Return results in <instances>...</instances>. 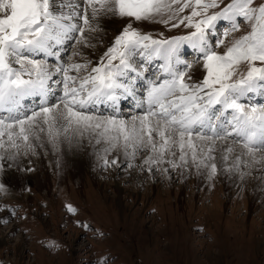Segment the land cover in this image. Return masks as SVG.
Segmentation results:
<instances>
[{
	"label": "rangeland",
	"instance_id": "rangeland-1",
	"mask_svg": "<svg viewBox=\"0 0 264 264\" xmlns=\"http://www.w3.org/2000/svg\"><path fill=\"white\" fill-rule=\"evenodd\" d=\"M55 1L56 5H63L61 0ZM82 1L84 17L77 22L57 13L55 16L49 14L53 5L51 0H0V69L9 60L14 62L9 81L25 76L27 72L38 75V63L56 64L52 60H43L38 53L29 56L17 51L15 56L9 47L10 42L20 45L30 42L35 35L38 43L43 41L37 33L47 35V26L43 29L42 23V13L47 10L46 24L53 30L55 27L66 43L62 56L64 71L68 72L62 78L65 77L66 82L61 80L62 75L48 76L52 82L60 80L61 90L71 86L81 87L78 88L80 91L91 88L90 77L95 71L102 75L103 82H107L104 77L118 74V84L128 89V93H134L133 86L130 89L129 85L137 80L135 75L120 69V64L125 61L126 66L138 71V80L141 75L149 80L148 88L135 84L139 89L135 93L142 98L141 104L153 95L150 89L166 90L169 84L177 86L181 82L177 90L171 89V93L167 91L169 93L159 99L153 97L150 107L143 105L140 110L132 111L126 96L119 107L121 113L112 116L106 111L96 114L81 111L82 114L117 120H127L136 114L150 115L164 123L172 121L174 125L184 106L177 103L187 99V94L192 93L191 99L201 110L208 109L207 98L201 91L207 87L224 100L217 108H210L208 114L209 124L222 125L224 132L222 127L215 133L195 126L182 133L206 140L232 141L264 155V139L248 144L245 136L235 135L232 126L237 123L233 120L235 115L244 117L247 123L252 121L256 133L264 136V130H260L264 122L259 120L264 114V79L261 78L264 73V0ZM52 36L49 35L48 40ZM197 36L203 38L202 49L194 47L192 40ZM175 39L179 48L178 53L170 51L174 55L173 67L177 69L172 78L166 74L168 72L161 71L164 61L156 57L152 49L157 45L168 48ZM176 59L179 64L175 66ZM113 65L117 67L115 71L110 68ZM171 78L173 83H170ZM252 84L257 87L253 88ZM242 90L246 92L244 95L239 94ZM60 94L57 100L63 99L65 91ZM136 99L140 100L137 96ZM26 103L32 106L29 100ZM160 106L170 107L166 116L155 111ZM45 107L26 110L24 118L14 123L13 128L17 129L15 124L30 119ZM196 111L194 108L192 113ZM222 112L225 114L219 116ZM219 118L222 122L217 123ZM88 134L86 140L106 137L100 140L107 139L109 147H114L119 140L118 135L110 137L111 134L101 135L95 130ZM28 139L24 140L29 154L43 157L45 167L43 173L37 175L35 161L30 159L27 168L21 171L20 182L14 184L3 180L0 174V264H264V184L254 199L249 189L235 186L225 190L218 174L210 180L208 187L203 183L205 177L201 179L203 185L197 184L193 173L186 166L180 169L167 154H164V161L159 162L153 156L152 162L146 161L144 156L149 154V149L143 145L136 149L130 160L122 162L113 148L111 152L108 150L96 166L95 177L98 183L101 181L99 185L94 183L95 177L88 168L78 176L79 179L64 176L56 161L49 160L46 152L38 155ZM18 150L21 152L22 146H18ZM211 150H216L215 144ZM112 169L124 171L116 177L124 188L122 205L118 200L120 195L113 190L115 176L110 173ZM5 174L7 171L2 175L7 178ZM250 177L254 179V175ZM152 180L156 186L152 185ZM165 191L167 197L162 194ZM4 196L8 198L3 200ZM173 198L178 201L177 209L186 214L185 218L179 217L180 213L174 210ZM151 213L168 215L169 219L162 224L148 221ZM142 214L145 221L141 220Z\"/></svg>",
	"mask_w": 264,
	"mask_h": 264
},
{
	"label": "bare ground",
	"instance_id": "bare-ground-1",
	"mask_svg": "<svg viewBox=\"0 0 264 264\" xmlns=\"http://www.w3.org/2000/svg\"><path fill=\"white\" fill-rule=\"evenodd\" d=\"M51 1L53 5L49 8V14H53L54 16L60 14L77 22H79L80 19H83L84 16L81 14L83 6L82 0H61L63 3L62 6L56 5L55 0ZM48 19L49 15H47V12L43 13V29L47 26L45 29L47 31V35L44 32L42 33L44 41L38 43L35 40H31L30 42L24 43L23 46H25V49L23 52L26 54L41 53L43 58L46 57L56 64L48 65L38 63V75L35 76L34 73L27 72L25 76L18 77L17 80L13 81H9L7 79V75L9 73L11 74L14 67V62L12 60H9L5 63V67L0 69V111L2 107L5 110L4 114L0 113V174L4 175V172L7 171V175L5 174L7 178H4V176L1 175L3 180L8 181L10 184L20 182V178L22 176L21 171L23 168H27V162L30 159L35 161L34 167L38 171L37 175L39 172L43 171L42 168L45 167L44 159H42L43 157L39 158L37 155L33 156L29 154L28 145L24 140L25 138H29L28 143L34 148V150L37 151L38 155L42 152H46L47 158L49 160L54 159L56 161L59 170L64 174V176L69 175L74 178L76 176V178H78V176L82 175L84 173V169L86 168H88V172L92 173L94 178L97 171L96 166L104 159L105 153L108 150L111 152L110 149L112 148L114 149L113 152L117 153V158L122 162L130 160L132 158V154L136 152V149L145 145L148 146L149 149V154L144 156L148 162H152L151 159L153 158H157L159 162L164 161V154H167L170 159L173 157V160H175L176 164L180 166V169L185 168L186 166V168L193 173L197 184L203 185L204 183L208 187L211 184L210 180L215 176V174H218L217 176L221 178V183L225 190H231L232 187L238 186L240 187L239 189H249L253 194V199L258 196V190L264 184V155H262L261 152L254 151L253 149H246L239 144H235L232 141L230 142L224 139H209V141L203 137L188 135V132L185 133L186 135L182 133L183 131H188L189 128L192 129L195 126L208 129L206 127V119L210 113L209 108H202L201 110L199 108L200 106L196 104L194 99H191L190 95L192 93L187 94V99L177 103L178 106H184L182 115L177 121H174V125H172V121L168 120L164 123L163 121L154 118V116L150 117V115H141V117L136 114L134 117L127 120H117V118L114 119L99 115L82 114V112L95 113L100 111H109V114L113 116L115 115L114 113L120 112L119 110L116 112L117 106L121 105L123 97L126 95L131 98L130 106L132 111H135L140 106L143 107V105L145 108L150 105V101L153 97H158L159 99V97L165 94V92H171V89H175L176 85L171 81L170 83H173V85L169 84L166 90L154 88L150 89V92H153V95L149 97V100L147 99L143 104H141L142 102H139L140 100L137 101L136 96L132 91L128 93V89L118 84L116 81V79L119 78L118 74L115 76L112 75L110 78L104 77V80L107 82H103L102 75H100V73L96 74V72L93 71L90 77L93 82V86L91 88L80 91L78 90L79 87L76 88V86H71L61 90L62 88H59L60 80L57 79L52 82L49 80L50 77L48 76L56 74L55 76L60 77V75H62L61 80H63V75L68 73H65L64 68L66 67L63 66L64 64L62 63L64 62L62 61V56L64 55L63 52L65 51L64 45L66 44L62 41L64 37L62 38L61 36H58L59 34L57 33V30L55 28V30H53L50 25L46 24ZM106 24L110 25L111 23L106 22ZM49 35H53L52 38H50L51 40H48ZM201 40L202 37L197 36L192 41L195 45H197V47H202ZM52 41H54V43H51ZM42 43L44 44L41 47ZM9 47L15 52L12 53L15 56H17L16 54L18 49L22 50L21 47H18L17 44L14 43H10ZM27 48L29 51H27ZM41 48L43 49L42 51H40ZM178 48V41L175 39L168 44V48L167 46L165 48L164 46L162 47L157 45L152 49V53H154L156 57H161V60L164 61L162 66L164 73L167 71L171 76H173V73L175 74L176 69L173 67L172 63L174 55L173 53H170V51L174 52ZM93 57L95 56L93 55ZM133 57L135 58V56ZM96 58L98 59L97 56ZM177 62L178 60L176 59L175 65ZM126 63L127 62L125 61L124 64H120V69L125 70L127 73L130 71V74L133 72L135 78L137 79L134 80V83H140L141 80H138V71L134 68L126 66ZM115 67L116 66L114 65L110 66L113 71H115ZM151 69L149 71L147 70V73H150ZM122 73L124 74V72ZM261 76L264 77V73H262ZM63 81L66 82L65 77ZM79 89H81V87ZM133 90L135 91L134 88ZM63 91H65V94L62 96L63 99L61 98L57 100L56 98H59V95H61L60 93ZM201 91L207 98L208 106L217 104L216 102L220 98L216 94L208 90L207 87H203ZM244 93L245 90H242L240 95ZM52 99L53 103L51 102L52 104L46 108L45 106ZM26 100H31V104L34 109L44 107L45 109L42 112L34 113L30 116V119H25L15 124L17 129L13 128L14 123L24 118L21 116L25 109H31L29 105L25 103ZM192 101H194V103ZM6 103L16 105H5ZM194 108L197 110L196 113H192ZM157 109L155 110L156 112L166 116L165 112H167L170 107L164 108V106H160ZM233 120H237V123H234L235 125L232 123V126L235 127V135L237 132V134L242 135V138L245 136L246 138L244 139L246 142L255 143L259 138L264 137L263 134L260 135L254 131L255 127L251 126L252 121L247 123L244 120V117H239L237 115H235ZM259 120L262 123L264 122V114L260 115ZM94 130L99 131L101 135L106 133L111 134L110 137L112 135H118L119 140L114 147H109V144L108 146L106 145L107 139L103 142L100 140V138L106 137H97L86 140L87 135H89L88 133L93 132ZM260 130H264V127ZM16 138H20V141L17 142ZM108 142L110 143V141ZM203 144H205L204 147L202 146ZM214 144L216 145V150L213 152L211 148L214 147ZM18 146H22L23 150L21 152H19ZM174 149L176 150L174 151ZM140 151L141 150H139V152ZM165 158H168V156H165ZM257 160L258 162H256ZM242 164H245L244 168L242 167ZM123 172V170L118 171L117 169H112L110 172L113 176H115L113 190L120 195H118V200L121 205L124 204L122 200L124 188L119 184V182H117L118 179L116 177L118 174L122 175ZM251 175H254V179L250 177ZM203 177L206 178V181L202 183L201 179ZM94 179V183L97 184L99 180L97 181L96 177ZM166 180L170 183V178L167 174ZM100 182L98 183L99 185ZM151 183L153 186H156V184H153V180ZM162 194L167 197L168 193L165 191ZM7 198L8 196H4L3 200ZM177 202L178 201H175L173 198V203L176 204H173L174 210L178 214L180 213L178 215L179 217L185 218L186 214L177 209ZM158 214H149L147 220L153 222L158 221L161 222V224L162 221H168V215H163L161 213ZM232 215L233 214H231V216ZM141 220H146L143 214L141 216ZM238 222L242 221L238 219ZM200 235L203 234H196L195 236Z\"/></svg>",
	"mask_w": 264,
	"mask_h": 264
}]
</instances>
